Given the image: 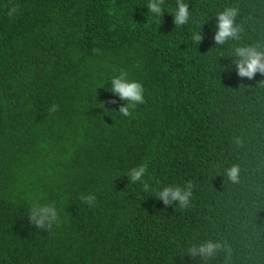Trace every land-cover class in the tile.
I'll return each mask as SVG.
<instances>
[{
	"label": "trees",
	"instance_id": "obj_1",
	"mask_svg": "<svg viewBox=\"0 0 264 264\" xmlns=\"http://www.w3.org/2000/svg\"><path fill=\"white\" fill-rule=\"evenodd\" d=\"M184 2L175 26L177 0L160 17L149 0H0V264H264V75L241 79L234 55L264 51V0ZM229 7L240 38L217 45ZM121 70L144 87L130 117ZM142 164L147 192L128 177ZM188 182L187 208L156 196ZM36 202L58 227L30 223ZM208 241L227 248L188 255Z\"/></svg>",
	"mask_w": 264,
	"mask_h": 264
},
{
	"label": "clouds",
	"instance_id": "obj_2",
	"mask_svg": "<svg viewBox=\"0 0 264 264\" xmlns=\"http://www.w3.org/2000/svg\"><path fill=\"white\" fill-rule=\"evenodd\" d=\"M165 0H149L146 7L153 17H160L164 15L163 5ZM18 12V7L13 6L8 11V16L12 18ZM174 17L173 23L175 26H184L189 23L190 11L189 5L184 0H177L176 9L172 14ZM239 15V10L235 7L226 8L217 16V27L214 35V42L217 45H223L229 40H238L242 31L241 27L236 24V18ZM192 40L199 44L203 40L201 33L196 32L192 36ZM236 60V72L238 76L243 79H254L256 74L264 75V51L259 50L258 46H240L234 50ZM110 92L119 96L123 101H127L126 105L119 108L118 113L123 117H130L137 105L145 103L144 87L142 83L129 79V74L121 70L117 76L110 80ZM108 103L115 104L116 100H110ZM103 105V104H102ZM104 107V105H103ZM59 110V105L53 104L49 109L50 113H55ZM239 143V141H237ZM147 165L142 164L138 167L132 168L128 173L131 184L143 183V191H149V185L144 182L143 178L146 175ZM240 169L238 165H233L227 170V178L232 182H238ZM192 184L188 182L183 188L176 186H168L159 190L156 193L157 198L163 202L165 206H170L173 202H177L181 208H187L190 205L192 197ZM81 201L89 206L95 204L97 197L94 194L81 195ZM28 219L30 223L44 229L51 231L54 226H59L61 223L59 213L55 204L48 203H33L29 213ZM227 248L226 244L220 242L208 241L198 247H191L188 250V255L192 257L213 258L219 251ZM230 255V250H229Z\"/></svg>",
	"mask_w": 264,
	"mask_h": 264
}]
</instances>
